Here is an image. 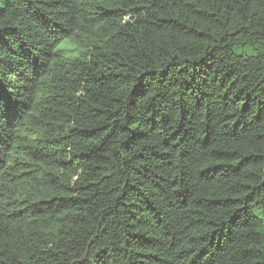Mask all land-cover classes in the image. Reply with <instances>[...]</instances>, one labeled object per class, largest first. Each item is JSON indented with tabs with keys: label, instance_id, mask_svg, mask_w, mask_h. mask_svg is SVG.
Segmentation results:
<instances>
[{
	"label": "trees",
	"instance_id": "1",
	"mask_svg": "<svg viewBox=\"0 0 264 264\" xmlns=\"http://www.w3.org/2000/svg\"><path fill=\"white\" fill-rule=\"evenodd\" d=\"M0 264H264V0H0Z\"/></svg>",
	"mask_w": 264,
	"mask_h": 264
},
{
	"label": "rangeland",
	"instance_id": "2",
	"mask_svg": "<svg viewBox=\"0 0 264 264\" xmlns=\"http://www.w3.org/2000/svg\"><path fill=\"white\" fill-rule=\"evenodd\" d=\"M253 46H237L235 48V51L238 52V53H245V54H251L253 53Z\"/></svg>",
	"mask_w": 264,
	"mask_h": 264
}]
</instances>
